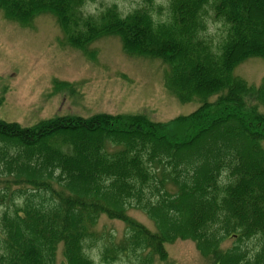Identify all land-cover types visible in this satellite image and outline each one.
<instances>
[{"label": "trees", "instance_id": "obj_1", "mask_svg": "<svg viewBox=\"0 0 264 264\" xmlns=\"http://www.w3.org/2000/svg\"><path fill=\"white\" fill-rule=\"evenodd\" d=\"M83 1L0 0V12L22 27L51 14L92 61L94 43L118 37L128 56L168 66L180 103L201 105L168 125L142 114L0 120V264H58L60 246L64 264H96L88 252L102 216L126 235L102 246L101 264H166L179 240L214 264H264V79L235 75L264 58V0H169L164 18L152 0L126 16L116 6L87 15Z\"/></svg>", "mask_w": 264, "mask_h": 264}, {"label": "rangeland", "instance_id": "obj_2", "mask_svg": "<svg viewBox=\"0 0 264 264\" xmlns=\"http://www.w3.org/2000/svg\"><path fill=\"white\" fill-rule=\"evenodd\" d=\"M145 1L84 0L83 8L85 14L96 16L107 7L116 6L126 16L142 7ZM152 2L154 16L164 18L169 0ZM221 29L217 23L210 24L213 40L218 41ZM90 48L97 52L94 61L68 45L51 14H42L31 26L22 27L6 20L0 12V120L31 127L61 115L90 118L96 114H143L151 121L168 125L200 107L199 101L180 103L165 86L167 66L158 60L126 55L118 37L103 38ZM235 75L260 87L264 79V58L248 59L236 68ZM54 82L69 83L74 91L58 87L56 92ZM129 216L155 230L140 211L130 210ZM95 232L99 241L88 253L96 264H101L102 246L110 240L121 241L126 235V226L102 216ZM232 245L228 240L222 248ZM166 250L169 255L166 264H214L200 254L192 241H176L168 244ZM57 263L64 264L62 246Z\"/></svg>", "mask_w": 264, "mask_h": 264}]
</instances>
